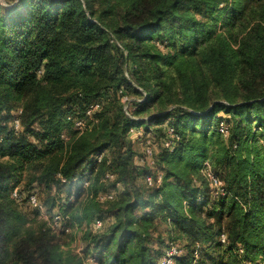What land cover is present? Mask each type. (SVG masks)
Returning a JSON list of instances; mask_svg holds the SVG:
<instances>
[{
	"label": "trees",
	"instance_id": "16d2710c",
	"mask_svg": "<svg viewBox=\"0 0 264 264\" xmlns=\"http://www.w3.org/2000/svg\"><path fill=\"white\" fill-rule=\"evenodd\" d=\"M263 141L264 0H0V264H159L171 243L175 264H264ZM34 183L56 193L51 222L93 224V251L21 209Z\"/></svg>",
	"mask_w": 264,
	"mask_h": 264
},
{
	"label": "built area",
	"instance_id": "2783aa9c",
	"mask_svg": "<svg viewBox=\"0 0 264 264\" xmlns=\"http://www.w3.org/2000/svg\"><path fill=\"white\" fill-rule=\"evenodd\" d=\"M124 102L127 101V98L123 99ZM100 108V104L99 103H93L89 109L87 110V115L92 118L93 114ZM127 108L128 105L125 106V110L127 112ZM128 114V112H127ZM14 128L16 131H21V125L18 119H16L14 121ZM75 128L79 131H83L84 129H86V124L83 121H76L75 122ZM219 131L224 134L225 136L228 135V127L225 123H221L219 126ZM137 131L135 128L131 129V133L135 134ZM168 139L164 142V146L168 147V148H173L174 145V140L177 139L176 134L174 133L173 129L170 128L168 131ZM143 135L141 133H139V135L137 137H142ZM264 144V141H263ZM157 153V144L152 140V139H147L145 140V146L143 148V156L140 159V161L138 162L139 165H147L150 167L151 171L150 173H148L145 176V184L148 187H153V186H159L162 181H163V172L159 169L156 168V155ZM102 159V155H98L96 157V162L99 163ZM203 173L204 176L206 177V179L208 180L211 192L213 194V196H220V195H224L225 194V188H224V183L223 181L216 176L213 171L211 170L210 165L206 162L204 163V168H203ZM109 176V175H108ZM112 177V176H109ZM13 196L17 199H19V201L24 200L28 206L32 207L35 210L38 211H43V205L40 202L37 193L34 191L30 194H28L25 197H21L19 196V193L17 190L14 191ZM114 197V193L110 192L106 195H101L99 196V199L101 201H105V200H110ZM61 219V217L59 215L55 216L54 221L57 224L59 222V220ZM102 226V221L97 220L94 223V228L95 229H99ZM221 240L222 242L226 241V235L222 234L221 236ZM183 252V250L175 243H171L170 246L167 248L164 256L161 258V260L159 261V264H175V257L180 255Z\"/></svg>",
	"mask_w": 264,
	"mask_h": 264
},
{
	"label": "rangeland",
	"instance_id": "374dc122",
	"mask_svg": "<svg viewBox=\"0 0 264 264\" xmlns=\"http://www.w3.org/2000/svg\"><path fill=\"white\" fill-rule=\"evenodd\" d=\"M1 1L7 8H10V6H15L18 3V0H15L14 2H12V4L8 5L3 0ZM141 142H143L142 138L136 142H133L132 144V150L133 152L137 154L135 157L136 168H138L137 166L139 165L138 164L139 161H137L136 158H139L140 154L142 153ZM111 155L113 154L111 153ZM27 181H28L27 179L24 180V182L21 184V188L27 183ZM134 182L136 183L137 186L141 188V190H144L142 188L143 182L140 179H138L137 176H135ZM33 187L35 188L34 191L38 193L37 195H39L41 203L43 202L42 205L46 204V202H51L52 201L51 198L54 197V195L56 194L54 190L51 191L48 188H46L44 185H40L38 183H34ZM122 188H123L122 186L118 185V187L117 188L115 187L114 189H112V191L115 192L116 195H118L121 192ZM146 190L147 191L149 190L148 193L146 192V196L150 194V192H152V190L150 189H146ZM48 206L49 205H47V208ZM20 207L25 213L29 214L31 217H35V209H33L32 207L28 205H22ZM42 210L43 211H38L40 213V215L38 216L39 222H42L43 220L44 221L49 220V222H51L50 215H52L55 211H57V210H54L53 213H49V212L47 213V209L45 205H43ZM106 210H107V207H104V211ZM111 215L105 214L103 216L105 220L104 223H105L106 229H107L108 223L109 222L111 223L114 221ZM66 224L68 226L67 222ZM51 227L55 231L56 234H58L63 240H65V242L70 244L69 248H71L73 251L75 252L79 251L82 253L84 252L83 250L85 249H87V251H93L92 250L94 246L93 224H89L87 226L86 223H83L82 225L75 223V224H70L67 228H63V222L61 218L57 224L55 223V221L51 222ZM166 230H167L166 225L164 223L160 224L159 234L161 235V239H162L160 242L166 240V237H167ZM160 242H156V245H155L156 248H159V245L161 246L162 243Z\"/></svg>",
	"mask_w": 264,
	"mask_h": 264
}]
</instances>
